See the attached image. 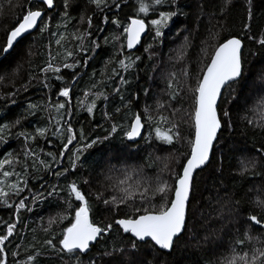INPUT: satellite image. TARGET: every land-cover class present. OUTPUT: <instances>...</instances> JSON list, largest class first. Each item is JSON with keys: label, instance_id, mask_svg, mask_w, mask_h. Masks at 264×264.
Listing matches in <instances>:
<instances>
[{"label": "trees", "instance_id": "1", "mask_svg": "<svg viewBox=\"0 0 264 264\" xmlns=\"http://www.w3.org/2000/svg\"><path fill=\"white\" fill-rule=\"evenodd\" d=\"M135 3L136 0H128L127 6L122 4V11L113 7L111 11L105 9L101 13L88 0H69L68 17H64V0H55V7L50 11L46 10L44 17L49 25L48 30L40 34L37 28L21 39L16 48L0 61V77L4 78L0 80V97L17 93L8 99H0V124H12L18 118L21 119V125L11 128L13 135L5 134L7 142H0V160L5 159L8 153H14L19 154L23 161L24 140L22 137L17 138L15 133L21 130L34 133L37 127L51 129L55 124L53 117L59 119L54 107L58 102L66 103V107L71 109V114H65L61 121L62 126L70 122L77 133L78 138L69 146L70 149L75 150L82 143H90L97 136L103 137L112 124L126 125L132 118L130 115L126 116L128 109L122 105L121 95L125 97V103L132 101L133 113H143L146 105L155 109L157 100L169 102L167 85L171 73L176 74L174 84L183 88V91L180 97L170 101L171 108L166 107L161 111L171 117L172 108L181 109L172 118L179 123L181 137H188L191 128L190 123L185 122V110L190 111L194 101L187 86H195V75L202 67L201 60L205 55L202 49H207V56L210 57L213 45L217 42L213 39V34L219 33V42L226 37L237 36L244 45L243 73L224 92L225 98L220 103L222 109L227 108L229 111L231 127L222 130L210 163L195 175V190L188 205L186 230L176 242L174 250L170 254L158 253L150 245L132 250L126 244V237L114 230L111 235L102 237L83 259L87 261L92 258L98 264H131L139 259H147L154 264H163L164 261L167 264H229L237 253L248 251L251 256L252 248L264 249V235H261L264 230L256 225L250 226L247 221L249 215L260 214L254 201L264 200V160L259 158L256 151L264 146V48L247 37L252 35L258 39L264 31V0H251V21L247 18L248 0H231L226 8V0H177L179 7L173 10L178 15L169 21L164 35L158 41H153L154 33L147 31L135 51L125 48L121 53L120 42L112 41L111 37L119 35L122 29L117 28L110 20L104 23L103 16L107 15L110 19L119 16L126 23V15H135ZM17 5L27 7L28 0H0V44L4 43L5 31L13 26L16 16L21 12ZM159 10H168V6L158 8L156 13H150L148 17H142L146 24L148 20L158 18ZM82 15L93 17L92 28L88 29L92 35L85 37L84 46L92 47L91 41L95 40L99 47L87 53L76 51L75 56L67 60L68 63H72L73 59L81 61V66L75 69V79H71L73 70L61 68L64 80H56L49 73L52 87L45 89L41 82L44 74L39 72V68L45 66L50 58L49 53L56 57L54 64H61L67 51L76 50L78 42L71 34L77 28L80 31L88 28L87 23H80ZM245 23H250V31L244 29ZM98 28L104 30L101 32ZM52 33L57 35L53 36ZM61 33L65 36L61 42L63 46L56 44ZM105 37L108 38L107 42ZM148 44H152V48L145 52ZM128 55L139 56L140 60L128 71H124L115 61ZM113 67L128 80L127 84L119 85V76L112 74ZM185 67L191 73V78L182 75ZM30 75L37 78L30 80ZM93 83L97 85L94 89L91 88ZM64 84L71 88L68 98L58 95L59 88ZM25 85L27 91L23 88ZM118 86L119 93L114 91ZM85 91L90 93L88 98L84 96ZM97 92L106 94L107 99L103 96L95 98L92 94ZM94 98L96 107L90 116L85 106ZM12 100H15L14 104ZM29 103L40 106L34 110L35 115H28L26 110ZM117 107L121 109L120 112L115 111ZM105 111L111 114V119L104 118ZM249 120L252 121L251 124L248 123ZM82 127L86 136L83 142L79 141ZM144 128L143 137L135 144L128 143L123 131L118 128L117 133L112 134L109 140L97 143L84 152L75 170L70 168L68 156L71 153L67 152L61 163L53 164L54 170L69 168L68 173L59 177L43 171L39 163L33 168L32 158L27 160L26 177L22 164L14 165L15 171L28 180V187L20 197L11 195L9 203L15 204L20 198L28 197L27 205L32 211L22 209L17 219L14 208L8 209L0 204V233L4 232L5 221L17 224L13 237L6 242L10 250L9 264H14L10 254L13 251L20 253L15 260L22 264L29 253L36 252L41 253L37 258L38 264H62V260L71 264L68 256L57 254L43 246L45 239L52 238L53 233H59L67 224L65 220L53 225L49 233L43 231L48 227L49 218L56 217L57 213L66 208V191L60 192L58 196L47 197L51 185L66 189L67 184L72 181L82 182L87 179L89 183H81L80 186L84 192L91 194L89 199L93 205V218L98 223H107L113 216L121 218L130 210L121 206L120 211L114 213L102 201L95 199L96 194L102 193L104 198L118 194L114 191V186L125 179V174L136 180L142 174L150 177L160 175L171 183L170 170L178 169L177 159L183 162L182 153L187 150V145L183 140L173 145L162 144L154 140V133L147 122ZM29 144L39 159L50 161L46 153L58 152L61 140L50 131L46 137H38L34 142L29 141ZM253 157L257 158L255 167L249 166L244 171L240 162ZM166 164L168 169H165ZM6 170L11 169L6 166ZM41 176L43 180L38 179ZM16 179L15 176L10 177L8 182ZM42 183L45 189H40ZM38 190L44 191L46 199L38 197L37 202L33 203L31 197ZM246 232L257 239H245ZM237 239L244 240V244L235 243ZM114 247L123 248L124 251L115 252L112 256L102 255L105 250L111 251ZM236 264H240L239 260Z\"/></svg>", "mask_w": 264, "mask_h": 264}, {"label": "snow or ice", "instance_id": "2", "mask_svg": "<svg viewBox=\"0 0 264 264\" xmlns=\"http://www.w3.org/2000/svg\"><path fill=\"white\" fill-rule=\"evenodd\" d=\"M90 5H93L96 10L103 13L105 9L109 11L114 7L118 11H122V4L127 6L128 0H88ZM231 3V0H226L225 8ZM168 6V10H159L158 18H152L147 21L142 17H148L150 13H156L157 9H163L164 6ZM248 20L252 19L251 0H248ZM21 8V12L16 16L13 26L5 31V40L3 44H0V55L7 56L20 43V40L25 34L30 33L33 29H39V33L43 34L48 30L49 25L44 20L46 10H51L55 7L54 0H28V6ZM69 7V0H64V12L63 16L68 17L67 9ZM177 0H136L134 6L135 15H126L124 20H121L119 16L111 18L107 15L103 16V22H110L117 28L122 29L119 35H112L111 39L114 42H120V52L126 48L127 50L134 49L141 43L142 35L146 31L154 33L152 36L153 41H158L164 35V29L168 27L169 21L178 15V12L173 10L178 8ZM70 19V18H69ZM92 16H81L80 23H87L88 28L84 31H80L77 28L71 35L74 40L78 42L75 51H67L66 57L61 64H54L53 60L56 57L49 53V60L44 67L39 68V72L43 73L41 80L42 86L45 89H50L52 85L49 83V73L53 74L56 80L63 81L64 76L61 74V68L73 70L71 73V79H75L77 73L76 68L81 66L79 59H73L72 63H68L67 60L75 56V52L87 53L94 51L99 47L95 40L91 41L92 47L84 46V39L86 36H91L92 33L88 29L92 28ZM66 28L67 25H64ZM244 29L250 31V23L244 24ZM103 28H98V31H103ZM53 36L57 33H52ZM219 33L213 34V39L217 42L213 45V52L210 57L207 56V49H202L204 57L201 60L202 67L197 71L195 75V86L188 85V89L191 92L192 99L194 101L190 111L185 110V116L187 120L185 122L190 123L191 131L188 137H181L179 131V123L173 119L177 113L181 111L178 108H172L171 117L164 115L161 111L166 107L171 108L170 101L176 100L180 97L183 88H178L174 84L176 80V74L171 73L168 81V96L169 102H161L157 100L156 108L146 105L143 113L131 111L132 101L128 100L125 103V97L120 96L122 105L128 109L127 115L132 118L126 125L112 124L111 128L107 130V133L103 136H97L91 140L90 143H82L75 150L70 149L69 146L77 140V133L70 122L66 126L61 125V121L65 114H71V109L66 107V103L58 102L54 105L59 119H55V124L52 128L49 127H37L34 133H29L26 130H21L15 133L17 138H23L24 160L21 161L19 154L8 153L5 159L0 160V204L4 205L8 209H15L17 219L22 209L32 211L27 205L28 197H22L18 203H9L11 195L20 197L28 187V180L22 178L20 172L15 171L14 165L22 164L24 176L27 175V160L32 158V167L35 168L39 163L40 168L57 177L68 173L69 168L65 167L62 170L53 169V164H59L65 157L67 152L71 155L68 156L69 165L72 170L77 168L78 162L84 152L97 143H103L109 140L112 134L117 133L118 128L123 131V136L128 141L135 142L137 137L142 134V129L145 126V122L152 128L154 133V140L165 145H173L183 140L187 145V150L182 153L183 162L176 160L178 169L170 170V179L161 178L160 175L155 177L142 174L141 178L136 180L131 176L125 174V179L120 180L115 186L114 191L118 194H113L108 198H104L102 193H97L95 199L102 201L107 209L114 213L120 211V207L124 206L129 209L121 218H115L107 223H98L93 218V205L90 202V193H86L81 188V183L87 185L89 181L84 179L82 182L72 181L67 184L66 189L60 188L58 185H51V191L47 192V197L54 195L58 196L60 192L66 191L67 196L64 199L66 208L63 212L57 213L56 217H50L48 221V227H45L43 231L47 234L52 229L53 225H57L67 220V224L62 227L59 233H53L52 238L45 239L43 246L47 249H51L57 254H64L69 257L71 264H98L95 259L89 258L87 261L83 257L88 256L93 246L99 243L102 237L111 235L116 230L122 236L126 237V244L132 250H139L142 245H150L151 248L158 253H171L174 250L176 242L181 238L182 234L186 230L187 225V213L188 205L192 194L195 190V175L197 170H202L206 167L211 160L213 149L219 143L220 134L225 127H231L230 114L227 108H221L220 103L223 102L224 92L231 88L232 83L236 82L241 77L244 68V45L241 38L237 36H230L219 42ZM249 40H255L262 48H264V31L261 32L260 37L257 39L252 35H248ZM65 39L63 33L60 34V38L56 40V44L63 46L61 42ZM187 39V38H186ZM107 42L108 38L105 37ZM122 41V42H121ZM152 48V44H148L144 51L147 52ZM31 55V52L28 53ZM127 60V63L125 62ZM140 60L139 56L132 57L126 56L124 59H117L116 64L119 65L124 71L132 68L136 61ZM111 62V61H110ZM87 63V60L84 61ZM112 74L119 76V85H125L128 80L121 75L116 67L112 68ZM182 75L187 78H191V73L188 68L183 69ZM36 76L30 75L31 79H36ZM0 77V80H3ZM97 85L93 83L91 88H96ZM27 91V85L23 86ZM71 88L68 84L60 87L58 95L68 98L70 96ZM115 92H120V87L114 89ZM17 93H8L0 99H8L11 96H15ZM89 91L84 92L85 98L89 97ZM95 98L103 96L106 100L107 95L102 92L92 94ZM95 98L91 103L87 104L86 111L91 116L93 109L96 107ZM13 104L15 100L11 101ZM83 104V101H81ZM40 106L37 104H28V115H35L36 109ZM61 110H64L63 112ZM116 112H120L121 109L117 107ZM155 113V114H154ZM106 120L111 119V114L107 111L103 113ZM184 120V117H181ZM252 123L251 120L248 121ZM51 124V120L49 121ZM16 125H21V119L18 118L12 124H0V142L6 143L5 134L11 136V128ZM51 131L53 136H58L61 140V147L58 152H47L46 155L49 160L39 159L38 154L31 148L29 141H35L38 137L43 138ZM86 140L83 127L79 132V141ZM51 143V141H49ZM43 151V150H41ZM259 153V158L264 160V146L256 149ZM256 157H253L248 161H241V167L244 171H247L248 167H255ZM8 166L11 170H6ZM150 166V165H149ZM165 169H168V165H165ZM163 171V170H162ZM15 176L17 179L14 182L9 183L8 179ZM43 180V177H38ZM40 189H45V185L42 183ZM227 196V193H226ZM46 199L44 191H37L35 195L31 197L32 202L36 203L37 198ZM230 199V197H229ZM254 203L259 207L260 214H251L247 217V221L251 225L259 226V229L264 230V200H256ZM238 205L239 202L237 201ZM115 226V228H114ZM17 228L16 223L4 222V232L0 233V264H9L8 255L9 249L6 242L10 241ZM264 235V232H261ZM247 240H256L257 237L244 234ZM244 240L237 239L235 243L244 244ZM16 247H20L16 245ZM34 247V245H30ZM123 252L124 249L120 247H114L111 251L105 250L102 255L112 256L115 252ZM235 251V250H233ZM13 257L14 264H22L21 261L15 260L20 255L18 251L10 253ZM40 252L35 254L29 253L26 261L23 264H38V256ZM239 260L240 264H264V249H251V256L248 251L237 253L233 256L229 264H236ZM62 264H68L67 261L62 260ZM131 264H154L147 259L134 260ZM163 264H167L164 261Z\"/></svg>", "mask_w": 264, "mask_h": 264}, {"label": "water", "instance_id": "3", "mask_svg": "<svg viewBox=\"0 0 264 264\" xmlns=\"http://www.w3.org/2000/svg\"><path fill=\"white\" fill-rule=\"evenodd\" d=\"M54 1H55V0H54ZM51 10H52V9H51ZM48 11H50V10H48ZM35 30H36V29H33L30 33L25 34V35L23 36V38L26 37V36H28V35H30V34H32ZM146 32H147V31H146ZM145 35H146V33L142 35L141 40L145 37ZM23 38H22V39H23ZM138 45H139V44H138ZM138 45H137L134 49H132V50H128V51H135L136 48L138 47ZM4 57H5V56L0 55V61L3 60ZM239 79H240V78H238L237 81H238ZM237 81H236V82H237ZM144 131H145V128L142 129V134H141V136H140V137H137L136 140H135V142H133V141H128L127 139H126V141H127L128 143H130V144H135V143H137V142L140 141L141 138L143 137ZM205 168H206V167H204L203 169H205ZM203 169H202V170H203ZM202 170H197V172L202 171Z\"/></svg>", "mask_w": 264, "mask_h": 264}]
</instances>
